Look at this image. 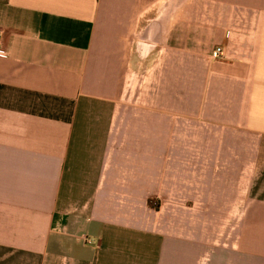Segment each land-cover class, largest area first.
Returning a JSON list of instances; mask_svg holds the SVG:
<instances>
[{
	"label": "crops",
	"instance_id": "1",
	"mask_svg": "<svg viewBox=\"0 0 264 264\" xmlns=\"http://www.w3.org/2000/svg\"><path fill=\"white\" fill-rule=\"evenodd\" d=\"M0 264H264V0H0Z\"/></svg>",
	"mask_w": 264,
	"mask_h": 264
},
{
	"label": "rangeland",
	"instance_id": "2",
	"mask_svg": "<svg viewBox=\"0 0 264 264\" xmlns=\"http://www.w3.org/2000/svg\"><path fill=\"white\" fill-rule=\"evenodd\" d=\"M179 2V1H178ZM183 14H178V17H183ZM143 78H138V76L133 73H128L126 77L123 78L122 82V96L120 100L123 101H136V96L139 88H143ZM210 202L216 197V190H210ZM212 196V197H211ZM203 210L207 209L208 220L194 219L193 227L194 232L197 230L198 235L200 234L203 240H208V249H214L217 245L218 233L220 234L224 229L228 228L227 223H222L217 219V207L216 205H209L207 207H201ZM200 206H193L194 213L199 210ZM178 226L181 225L180 221H177Z\"/></svg>",
	"mask_w": 264,
	"mask_h": 264
},
{
	"label": "built area",
	"instance_id": "3",
	"mask_svg": "<svg viewBox=\"0 0 264 264\" xmlns=\"http://www.w3.org/2000/svg\"><path fill=\"white\" fill-rule=\"evenodd\" d=\"M223 55V50L221 47H216L210 54V57L213 59V60H218L222 57ZM80 240L82 241L83 244L85 245H93L94 244V241L91 240V239H88L87 237H80Z\"/></svg>",
	"mask_w": 264,
	"mask_h": 264
}]
</instances>
